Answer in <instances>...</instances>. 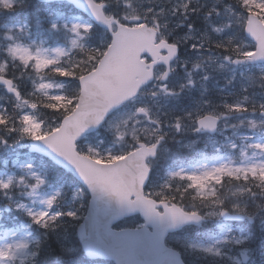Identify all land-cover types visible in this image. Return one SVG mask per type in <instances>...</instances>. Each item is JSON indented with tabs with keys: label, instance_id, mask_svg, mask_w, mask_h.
<instances>
[{
	"label": "snow or ice",
	"instance_id": "obj_1",
	"mask_svg": "<svg viewBox=\"0 0 264 264\" xmlns=\"http://www.w3.org/2000/svg\"><path fill=\"white\" fill-rule=\"evenodd\" d=\"M0 264H264V0H0Z\"/></svg>",
	"mask_w": 264,
	"mask_h": 264
},
{
	"label": "rangeland",
	"instance_id": "obj_2",
	"mask_svg": "<svg viewBox=\"0 0 264 264\" xmlns=\"http://www.w3.org/2000/svg\"><path fill=\"white\" fill-rule=\"evenodd\" d=\"M210 153V152H209Z\"/></svg>",
	"mask_w": 264,
	"mask_h": 264
}]
</instances>
